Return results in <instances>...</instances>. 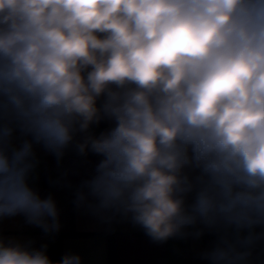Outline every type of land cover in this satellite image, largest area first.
<instances>
[{
  "label": "clouds",
  "instance_id": "obj_1",
  "mask_svg": "<svg viewBox=\"0 0 264 264\" xmlns=\"http://www.w3.org/2000/svg\"><path fill=\"white\" fill-rule=\"evenodd\" d=\"M102 120L112 126L93 134ZM34 145L101 157L76 193L100 220L130 219L156 243L207 230L208 264H252L264 241V0H0V218L58 231L56 201L29 182ZM0 264L81 257L54 262L47 245L0 238Z\"/></svg>",
  "mask_w": 264,
  "mask_h": 264
},
{
  "label": "crops",
  "instance_id": "obj_2",
  "mask_svg": "<svg viewBox=\"0 0 264 264\" xmlns=\"http://www.w3.org/2000/svg\"><path fill=\"white\" fill-rule=\"evenodd\" d=\"M103 97L97 106L103 103ZM112 126L102 120L90 129L99 135ZM14 144L19 146L20 133H14ZM37 166L30 177V185L42 198L52 195L59 210V230L45 232L43 228L28 224L23 215L0 218V238L30 242L33 247L47 245V254L52 261H59L65 254L81 257V264H109L108 237L114 241V264H208L201 254L209 249L216 240L214 233L207 230L200 237L187 235L173 237L163 243L153 242L145 231L131 222L117 218L105 222L92 215L85 207L76 204V193L81 185L94 174L95 166L101 157L89 152L79 155L70 146L64 156L57 160L55 155L41 145H34ZM202 227L197 225L196 228ZM196 228H188L193 233ZM75 232V233H73ZM260 249L254 250L252 264H264V241ZM56 246L58 259L53 260Z\"/></svg>",
  "mask_w": 264,
  "mask_h": 264
},
{
  "label": "trees",
  "instance_id": "obj_3",
  "mask_svg": "<svg viewBox=\"0 0 264 264\" xmlns=\"http://www.w3.org/2000/svg\"><path fill=\"white\" fill-rule=\"evenodd\" d=\"M113 221H111L112 223ZM75 233V232H73ZM48 251H53L52 257L53 260L58 259V251L56 246H51ZM108 257H109V264H114V241L113 237L109 235L108 237Z\"/></svg>",
  "mask_w": 264,
  "mask_h": 264
},
{
  "label": "built area",
  "instance_id": "obj_4",
  "mask_svg": "<svg viewBox=\"0 0 264 264\" xmlns=\"http://www.w3.org/2000/svg\"><path fill=\"white\" fill-rule=\"evenodd\" d=\"M259 249H260V245L258 244L254 250H259Z\"/></svg>",
  "mask_w": 264,
  "mask_h": 264
}]
</instances>
